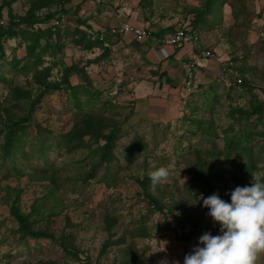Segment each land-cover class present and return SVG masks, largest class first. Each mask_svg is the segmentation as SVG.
Returning a JSON list of instances; mask_svg holds the SVG:
<instances>
[{
	"label": "rangeland",
	"instance_id": "obj_1",
	"mask_svg": "<svg viewBox=\"0 0 264 264\" xmlns=\"http://www.w3.org/2000/svg\"><path fill=\"white\" fill-rule=\"evenodd\" d=\"M30 2L0 0L1 22H8L9 5L12 14L22 16ZM212 3L213 9L202 17L198 28L200 44L210 52L201 57L213 59L210 68L214 70L217 62L236 58L234 65L248 87L235 86L227 78L222 82L220 68L217 76L206 81L193 78L188 85L181 79L175 84L173 76L167 80L165 64L169 60L171 67L180 69L182 55L173 56L172 48L171 53L166 51L169 47L162 39L139 41L138 46L131 36L108 34L120 12V17L129 12V17L137 21L135 25L153 32L165 31L163 37L167 36L192 20L194 15L189 12L203 5L202 0H68L59 23L53 18L40 24L42 28L54 24L59 29L45 51L41 48L46 38L40 37L35 48L40 62H36V56L26 54L27 42L19 43V38L3 41L0 103L5 104L0 110L1 120L6 110L10 116L26 112L30 98L16 105L10 95L20 88L34 98L39 85L37 71L50 68V81L60 84L42 97L31 122L25 125L29 136L23 146L25 158L19 153L5 161L0 158V264H184L185 256L199 245L205 232L221 234L219 224L213 222L200 199L206 196L198 190L195 166L203 170L222 168L221 177H215L210 184L209 195L219 194L226 202L238 185H252V173L264 182V160L243 167L247 160L229 163L221 157L202 155L203 148L210 145L209 138L220 148L225 141L224 130L231 124L238 128L231 116L233 110L248 106L254 99L264 101V0ZM58 7H44L38 13ZM75 27L91 34H105V45L91 51L75 45L73 39L77 37L65 32ZM13 58L20 61L15 63ZM72 65L84 72L68 75L72 86H87L88 92L79 93L82 102L93 94V100L83 109L116 106L100 112L119 128L113 149L117 161L109 165L110 172L119 170V178L109 186L97 181L104 173L103 166L97 176L83 180V174L90 169L87 150L68 152L64 142L61 147L46 146L53 135L66 132L72 125L71 112L75 107L71 109L68 95L72 90L62 83L65 67ZM35 124L49 131L50 139L41 145L43 153L32 145L42 143ZM88 137L89 134L86 141ZM137 138L143 145L128 165L125 153ZM261 138L255 137L262 143ZM44 166L49 173H43ZM159 167L169 170V180L153 187L148 173ZM137 179L147 181L149 193L158 199L163 210L156 209L144 197ZM179 201L184 203L179 207L184 206L186 221L170 214L169 210ZM12 207L28 215L33 230L44 235L37 239L22 237L11 214ZM173 212L177 214V210ZM140 229L143 234L138 233ZM260 257L264 259V255Z\"/></svg>",
	"mask_w": 264,
	"mask_h": 264
},
{
	"label": "trees",
	"instance_id": "obj_2",
	"mask_svg": "<svg viewBox=\"0 0 264 264\" xmlns=\"http://www.w3.org/2000/svg\"><path fill=\"white\" fill-rule=\"evenodd\" d=\"M68 0H31L30 2V8L26 11L24 15H16L12 14V10L8 6V22L6 24H3L1 22V19L3 17L2 15V9L3 4H0V58H4V49H3V41H5L8 38H19L21 42H27L26 46V54L29 57H35L36 56V62H40L41 56L40 53L35 52V48L38 46V42L41 36H45L46 43L43 48H41V51H45L48 47H50V39L54 33H59V29H57V26L51 25L49 27L42 28L40 24L47 23L51 21L54 18V21L60 20L61 14L66 13V9L64 8L65 3ZM103 1L98 3H103ZM203 5L194 8L191 12L194 16L192 17V20L189 21V28L191 29V32H195L198 36L197 42L193 45V51L197 53V55H201L202 50H205L202 45L200 44V37H199V24L203 22L202 17L208 13L211 9H213V3L212 0H202ZM54 11L48 10L47 12H44L42 14L38 13L41 11L44 7H50V6H57ZM58 14V15H56ZM59 23V22H58ZM54 27V31L51 30ZM148 29V28H147ZM177 29V28H176ZM175 28L171 31L173 33ZM66 34H69L71 36H76L77 38L73 39V43L79 47H81L84 50L91 51L93 48H98L100 46L105 45V34H91L89 32H85L84 30L75 27L71 32H69L68 29H66ZM165 32V31H164ZM164 32H153L151 31L152 37L154 39H162ZM109 34V33H108ZM68 35V36H69ZM110 35V34H109ZM121 36V35H116ZM152 38V39H153ZM135 40V39H134ZM159 40V41H160ZM49 41V42H48ZM135 43L139 46V41H135ZM264 44V43H263ZM183 47V46H182ZM175 49H179L181 47H174ZM209 51V50H208ZM233 65L230 67L232 70L236 71L240 77V82H236L234 79H231V82L235 86H250L246 79H241V72L240 70L234 65V62L236 61V58H230ZM13 62L17 63L20 60L19 59H12ZM186 63H191L188 59L184 58L183 60ZM182 62V67L183 63ZM184 70V69H183ZM193 70V68H192ZM73 71H80L83 72L81 69H77L75 66H68L65 67L63 71L62 76V83L66 84V87L70 88L72 90L71 94L69 95L70 99V106L71 109H74L72 113V125L69 130L66 132L59 134V135H53L51 138L53 139L50 141L51 143H47L46 141L50 139V136H48V130L45 128H42L39 124L36 125V132L37 135H39V138L42 143L38 145L32 144L33 147L37 146V150L41 153H43L41 149V145L45 144L47 147H52L54 144L58 147H61L62 143H65V146L67 148L68 152H71L73 150H87L88 154L86 155L88 158V163L90 166V169L88 172L83 174V180H88L89 178H94L97 176V170L99 167H104V173L100 175L98 182H104L107 186L110 185L111 182H117V179L119 178V170H113L110 172L109 165L110 163H113L117 161V157L113 153V149L115 147V140L117 139V134L119 132V128L116 123L109 122L107 119V116L105 114H101L100 112H105L106 110L110 109L113 110L116 108L114 105H109V108L104 107V105L100 109H94V107H90L88 109H83V105L89 104L93 100V94H88L87 99L82 102L81 97L79 94L80 90H83L84 92H88L87 86L79 85L78 86H72L68 80V75ZM84 74V72L82 73ZM243 75V74H242ZM50 76V68H46L44 71H37L35 74L36 82L39 83L38 85V92L36 93V96L31 99V94L22 93L20 88H15L14 93L10 95V99H13L16 102V105H20L24 99L29 101L28 108L26 112L23 115L17 116H10L8 111H4L6 113L4 120H1V114H0V158L1 161H5L10 156L14 155L15 153H19L21 156L25 158L23 146L25 143L26 138H28V134L26 132L27 123L31 122L32 120V113L35 110L38 103L41 101L42 97L52 91L53 89H57L58 85L60 83L58 82H51L49 79ZM85 77V75H84ZM87 78V76L85 77ZM84 78V79H85ZM186 81H188L187 76L185 75ZM87 80V79H86ZM233 80V81H232ZM89 82V80H88ZM89 84V83H88ZM87 95V94H86ZM3 103H0V110L3 109ZM107 105V104H105ZM234 112H231V116H233V122H236L238 128L235 129V127L229 125L225 130V141L222 147H218V145L209 138L207 142L210 144L203 148L202 155L203 157L211 156L213 159L216 158H224L226 161L235 162L236 160H247L248 162H245V164L241 165L243 167L247 166L248 163H250V166L253 165L254 161H262L264 160V101L256 100L254 99L253 102H251L246 107H238ZM234 113L237 114V116H234ZM251 120V118H253ZM251 120V121H250ZM111 126V127H110ZM262 126V127H261ZM261 128V129H260ZM229 133V134H228ZM232 133V134H231ZM89 134L88 141L85 140L86 135ZM229 136V137H228ZM261 136L262 143H260L259 140L255 139V137ZM255 139V140H254ZM103 141V143L101 142ZM54 141V142H53ZM95 144L94 147L92 145ZM130 149L125 153V158L128 165H131L133 161L137 158V156L140 154L141 145H143V142L141 139L137 138V141L131 142ZM39 155V153H38ZM205 161V160H204ZM200 164V163H199ZM199 166V165H198ZM194 168L195 180L198 182V190L203 193L206 198L210 196V190H211V182L213 179L220 178L222 173V168L218 169H209V170H203L201 166ZM47 166H44L42 169L43 173H49V169H47ZM48 170V171H47ZM137 182L140 184L142 188V193L144 197L152 203L153 206L156 207V209L163 210V207L160 205V202L157 198L153 197L148 189H147V181L137 179ZM239 186V185H238ZM236 188V187H235ZM234 188V189H235ZM233 189V190H234ZM231 193V192H230ZM229 193V195H230ZM228 203H231V195L229 197ZM184 203L179 201L175 204L172 210L170 211V214L181 221H186L187 217L185 216V209L184 206L181 208L179 205H183ZM173 209L177 210L176 212H173ZM11 214L14 216L15 220L19 224V230L21 231L22 237H32V238H39L41 235H44L43 232L38 230H33L32 225L29 220L28 215L21 214L19 209L17 207L11 208ZM138 233H142L143 231L140 229L138 230ZM137 233V234H138ZM182 239L189 240L188 236H182ZM86 264H89L88 262H84ZM82 264V263H81Z\"/></svg>",
	"mask_w": 264,
	"mask_h": 264
},
{
	"label": "clouds",
	"instance_id": "obj_3",
	"mask_svg": "<svg viewBox=\"0 0 264 264\" xmlns=\"http://www.w3.org/2000/svg\"><path fill=\"white\" fill-rule=\"evenodd\" d=\"M148 176L156 187L169 180L170 172L159 167ZM252 176L251 186H237L231 191V203L219 194L200 197L209 209L208 215L219 224L221 234L205 232L199 245L185 256L184 264H258L259 256L264 255V182L253 173Z\"/></svg>",
	"mask_w": 264,
	"mask_h": 264
},
{
	"label": "built area",
	"instance_id": "obj_4",
	"mask_svg": "<svg viewBox=\"0 0 264 264\" xmlns=\"http://www.w3.org/2000/svg\"><path fill=\"white\" fill-rule=\"evenodd\" d=\"M95 2H101L103 0H92ZM61 21V19H60ZM59 21L56 20L55 23L57 24ZM189 23L188 24H183L179 26L173 33L164 36L162 38V43L167 45V46H173V47H182L187 44H195L198 40V36L196 35L195 32H191L189 28ZM108 33L111 35H121V36H131L137 41H146L149 39H152V34L150 29H147L145 27H141L135 24L130 23L128 20L125 21H120L117 24L111 26L108 30ZM201 54L205 57L210 55V52L208 50H202ZM198 63L196 62H191L183 63V69L184 73L188 78V81L186 82L189 85V79L192 78V68L193 65ZM233 65L232 61L230 59H225L221 62L220 66V77H231L234 79L236 82H240V77L238 73L234 70H232L230 67ZM86 264V263H83Z\"/></svg>",
	"mask_w": 264,
	"mask_h": 264
},
{
	"label": "crops",
	"instance_id": "obj_5",
	"mask_svg": "<svg viewBox=\"0 0 264 264\" xmlns=\"http://www.w3.org/2000/svg\"><path fill=\"white\" fill-rule=\"evenodd\" d=\"M121 13L122 12H120V16H121ZM125 13H126V11H125ZM129 14H131V13H129V12H127L126 13V15L127 16H125V17H116L114 20V24H116V23H118V22H120V21H122L123 19H126L127 17V19L131 22V21H135V22H132V23H136L137 21L133 18V16H130L129 17ZM122 16H124V15H122ZM137 25V24H136ZM111 35V34H110ZM112 36H116V35H112ZM125 36H127V35H125ZM153 40H154V38H153ZM149 41H152V39H149ZM169 48H167V50L166 51H170V53H171V50L173 49V51H175L174 52V54H173V56L175 55H177L176 57H179L180 55H182L181 56V58H180V69L179 68H177V67H171L170 65H169V60H168V62H166V64H165V68L167 69L166 71H167V73L169 74V77L167 76V80L169 81V78H171V76H173L172 77V80L175 82V84H178L179 83V80H185L186 81V79H185V73H184V70H183V67H182V62H184L183 60H184V58H186V59H188L189 61H191L192 63L193 62H195V60H196V62L198 63V65L197 64H195V65H193V72H192V78L191 79H189V82L191 83L192 82V79L194 78V80L195 79H201V80H207L210 76L212 77L213 75H216L217 76V74H218V72H219V68H220V66H221V64L220 63H218L217 62V64H215V70L214 69H212V68H210L211 66H212V60L213 59H207V58H203L202 59V57H201V55H197V53H195L193 50V45L192 44H187V45H185V46H183V47H181V48H179V49H175L173 46H168ZM172 48V49H171ZM172 51V52H173ZM185 55V56H184ZM214 61V60H213ZM162 63H163V61H162ZM215 76V77H216ZM228 79V80H230V78L231 77H224V80L222 79V82H224V81H228V80H225V79ZM232 79V78H231ZM233 81V80H232ZM190 83H189V85H190ZM192 85V84H191ZM259 264H264V259H261V257L259 258V262H258Z\"/></svg>",
	"mask_w": 264,
	"mask_h": 264
}]
</instances>
